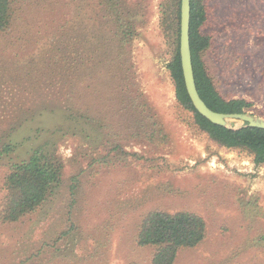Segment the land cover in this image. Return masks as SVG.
<instances>
[{"label": "rangeland", "instance_id": "374dc122", "mask_svg": "<svg viewBox=\"0 0 264 264\" xmlns=\"http://www.w3.org/2000/svg\"><path fill=\"white\" fill-rule=\"evenodd\" d=\"M166 1L117 0L134 28L119 69L106 59L118 42L111 0H17L11 28L0 31V146L16 145L0 159V208L10 161L41 147L64 170L40 209L0 220V264H151L154 248L136 236L154 209L207 223L206 239L174 264H264V166L219 146L179 104L168 69L174 39L161 24ZM206 4L216 87L264 118V0ZM130 96L161 120L166 138L142 135L144 114Z\"/></svg>", "mask_w": 264, "mask_h": 264}, {"label": "trees", "instance_id": "16d2710c", "mask_svg": "<svg viewBox=\"0 0 264 264\" xmlns=\"http://www.w3.org/2000/svg\"><path fill=\"white\" fill-rule=\"evenodd\" d=\"M111 4V9L116 13L113 22L116 23L118 42L106 59L113 66L125 53L124 46L133 34L134 28L130 23L123 21V16L116 11L117 0H111ZM162 6L161 24L174 39L175 48L168 62V69L179 104L192 112L196 126L219 146L247 152L252 156L255 164L264 166L263 128L252 127L247 123L238 128L221 126L208 120L194 107L186 89L180 56L181 0H167ZM17 11V0H0V31L11 28ZM110 13L113 14L112 11ZM207 20L206 0H191L190 42L197 89L213 110L227 113L249 111L253 107L251 101L246 98L224 97L209 72L208 60L205 56L212 48V36L204 31ZM124 65L125 63L120 60L118 68L122 69ZM129 95L128 93L123 100L120 99V103L122 104ZM129 100L135 110L144 114V118L139 120L142 131H145L142 135L155 138L160 134L166 138L167 133L163 131L161 120L145 111V103L138 102V98L131 96ZM122 107L120 105L119 110ZM81 115L91 119L84 112ZM146 127L151 131L145 130ZM15 148L16 145L12 141L4 142L0 146V159L9 156ZM113 149L128 154L119 144ZM63 170L64 164L56 154L42 152L41 147L27 158L10 161L4 177L6 193L0 208V220L15 222L40 209L61 185ZM207 232L205 219L197 213L187 210L171 212L154 209L142 219L136 242L140 246L154 248L151 264H174L183 249L194 248L201 244L206 239Z\"/></svg>", "mask_w": 264, "mask_h": 264}, {"label": "water", "instance_id": "95a60500", "mask_svg": "<svg viewBox=\"0 0 264 264\" xmlns=\"http://www.w3.org/2000/svg\"><path fill=\"white\" fill-rule=\"evenodd\" d=\"M190 18H191V0H181V23H180V56L183 70L184 81L187 92L196 110L211 122L234 127L230 120H241L252 127L264 129V118L257 117L249 111L240 113H227L213 110L201 97L195 80L194 67L192 61V51L190 42Z\"/></svg>", "mask_w": 264, "mask_h": 264}]
</instances>
